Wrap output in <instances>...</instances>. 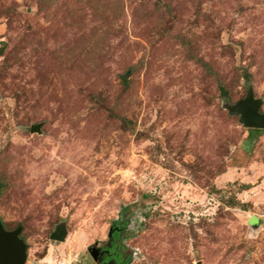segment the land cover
Segmentation results:
<instances>
[{
	"label": "rangeland",
	"instance_id": "rangeland-1",
	"mask_svg": "<svg viewBox=\"0 0 264 264\" xmlns=\"http://www.w3.org/2000/svg\"><path fill=\"white\" fill-rule=\"evenodd\" d=\"M251 96L264 114V0H0V221L26 264H94L136 211L117 264H264V130L230 113Z\"/></svg>",
	"mask_w": 264,
	"mask_h": 264
},
{
	"label": "water",
	"instance_id": "water-1",
	"mask_svg": "<svg viewBox=\"0 0 264 264\" xmlns=\"http://www.w3.org/2000/svg\"><path fill=\"white\" fill-rule=\"evenodd\" d=\"M126 77H124L125 79ZM261 103L251 96L240 101L231 110V115L239 116L240 123L246 129L264 130V114H260ZM39 126H34L32 132H38ZM21 228L8 232L0 221V264H26L27 245L20 238ZM66 233H55L51 236L53 241L63 242ZM94 260L96 257L92 254Z\"/></svg>",
	"mask_w": 264,
	"mask_h": 264
},
{
	"label": "flooded vegetation",
	"instance_id": "flooded-vegetation-1",
	"mask_svg": "<svg viewBox=\"0 0 264 264\" xmlns=\"http://www.w3.org/2000/svg\"><path fill=\"white\" fill-rule=\"evenodd\" d=\"M133 220H134V215L129 218L126 222L123 228L120 227H113L109 233V241L110 243L108 246H103V245H95L94 247L91 248L90 250V256L94 262V264H117L115 261H112L110 259L111 257V252L109 247L112 245L111 241L116 238V236H119L123 234L124 232H128V230H133ZM63 230L59 229L56 233H61ZM92 254L95 255L96 260L92 257Z\"/></svg>",
	"mask_w": 264,
	"mask_h": 264
},
{
	"label": "built area",
	"instance_id": "built-area-1",
	"mask_svg": "<svg viewBox=\"0 0 264 264\" xmlns=\"http://www.w3.org/2000/svg\"><path fill=\"white\" fill-rule=\"evenodd\" d=\"M143 222H145V216L143 215V213L141 212L137 213L136 211L134 213V220H133L134 229H139Z\"/></svg>",
	"mask_w": 264,
	"mask_h": 264
},
{
	"label": "trees",
	"instance_id": "trees-1",
	"mask_svg": "<svg viewBox=\"0 0 264 264\" xmlns=\"http://www.w3.org/2000/svg\"><path fill=\"white\" fill-rule=\"evenodd\" d=\"M251 131H255V132H258V133L263 132L262 130H253V129H251ZM248 136H249V138L251 139V142H253L254 139H255V138H254L255 136H254V137H251L250 134H249ZM133 215H134V213H133ZM133 215H132V216H133ZM144 216H145V215H144Z\"/></svg>",
	"mask_w": 264,
	"mask_h": 264
}]
</instances>
